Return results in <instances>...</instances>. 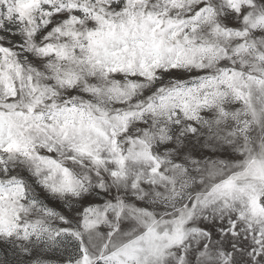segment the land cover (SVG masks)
<instances>
[{
    "label": "snow or ice",
    "instance_id": "1",
    "mask_svg": "<svg viewBox=\"0 0 264 264\" xmlns=\"http://www.w3.org/2000/svg\"><path fill=\"white\" fill-rule=\"evenodd\" d=\"M0 264H264V0H0Z\"/></svg>",
    "mask_w": 264,
    "mask_h": 264
}]
</instances>
